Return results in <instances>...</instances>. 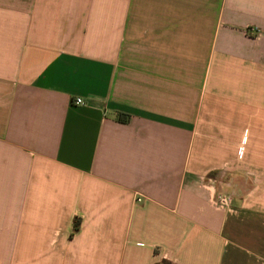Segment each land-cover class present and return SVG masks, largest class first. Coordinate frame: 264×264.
<instances>
[{
    "label": "crops",
    "instance_id": "crops-1",
    "mask_svg": "<svg viewBox=\"0 0 264 264\" xmlns=\"http://www.w3.org/2000/svg\"><path fill=\"white\" fill-rule=\"evenodd\" d=\"M165 262L264 264V0H0V264Z\"/></svg>",
    "mask_w": 264,
    "mask_h": 264
},
{
    "label": "built area",
    "instance_id": "built-area-1",
    "mask_svg": "<svg viewBox=\"0 0 264 264\" xmlns=\"http://www.w3.org/2000/svg\"><path fill=\"white\" fill-rule=\"evenodd\" d=\"M75 104L79 105L82 104L81 99H76ZM232 197L229 195L220 194L217 197V203L221 207H228L231 204Z\"/></svg>",
    "mask_w": 264,
    "mask_h": 264
},
{
    "label": "trees",
    "instance_id": "trees-1",
    "mask_svg": "<svg viewBox=\"0 0 264 264\" xmlns=\"http://www.w3.org/2000/svg\"><path fill=\"white\" fill-rule=\"evenodd\" d=\"M78 229V226H75V230H77Z\"/></svg>",
    "mask_w": 264,
    "mask_h": 264
},
{
    "label": "rangeland",
    "instance_id": "rangeland-1",
    "mask_svg": "<svg viewBox=\"0 0 264 264\" xmlns=\"http://www.w3.org/2000/svg\"><path fill=\"white\" fill-rule=\"evenodd\" d=\"M163 264H170V263H168V262H165V263H163Z\"/></svg>",
    "mask_w": 264,
    "mask_h": 264
}]
</instances>
